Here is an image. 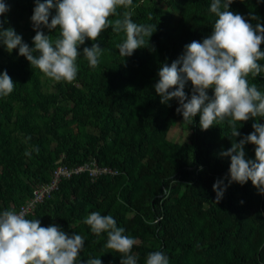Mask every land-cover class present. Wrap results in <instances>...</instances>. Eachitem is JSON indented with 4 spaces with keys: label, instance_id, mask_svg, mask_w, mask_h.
<instances>
[{
    "label": "trees",
    "instance_id": "1",
    "mask_svg": "<svg viewBox=\"0 0 264 264\" xmlns=\"http://www.w3.org/2000/svg\"><path fill=\"white\" fill-rule=\"evenodd\" d=\"M3 2L10 9L0 16L3 27L13 28L34 47L36 0ZM211 3L133 0V22L156 25L149 41L155 50L141 48L122 57L117 45L125 33L109 27L96 41L104 50L99 65L91 68L81 55L72 83L45 77L18 49L9 54L0 44V73L7 71L15 84L10 95L0 97V214L17 212L37 187L51 182L59 166L77 168L96 161L118 174L93 181L80 173L64 180L52 199L26 217L39 219L42 227L57 225L69 236L81 235L82 262L100 258L102 264H120L122 258L106 247V233L97 237L84 222L98 211L111 215L124 235L138 241L132 249L137 264H146L155 251L164 252L169 264H264V195L251 181L233 183L215 203L213 184H227L230 168V157L221 152L240 137L232 136L227 120L207 131L201 130L199 115L184 122L176 112L178 102L161 104L154 88L163 64L170 66L186 45L211 35L218 19ZM229 10L246 20L254 14L264 25V0H233ZM116 18L122 17L110 19ZM42 30L53 40L59 35L58 29ZM92 43L86 40L81 54ZM260 50L264 52V43ZM258 63L264 67V60ZM248 81L264 93V73ZM191 89L189 82V96ZM213 94L210 89L208 95ZM256 122H238L241 137ZM174 128L182 133L180 141L170 138ZM245 151L246 158L255 159L254 145H246Z\"/></svg>",
    "mask_w": 264,
    "mask_h": 264
},
{
    "label": "clouds",
    "instance_id": "2",
    "mask_svg": "<svg viewBox=\"0 0 264 264\" xmlns=\"http://www.w3.org/2000/svg\"><path fill=\"white\" fill-rule=\"evenodd\" d=\"M232 3L233 0H223V3L212 0L210 11L218 19L211 35L202 42L186 45L170 66L163 64L154 85L161 104L171 107L170 101L178 102L176 112L184 122L191 123L199 115L200 128L207 131L227 120L232 136L240 137L231 148L221 152L222 157H230V168L225 177L227 184L224 180L213 184L216 204L233 183L243 186L251 181L258 193L264 195V124L257 120V117L264 119V93L248 81L249 76L255 78L264 73V67L258 63L264 60V52L260 50L264 43V25L254 14L246 20L230 11ZM132 6L133 0H55V3L36 0L31 17L36 33L34 47L23 42L13 28H4L2 21L0 44L9 54L18 49L19 56L26 58L45 77L72 83L77 77L78 57L82 55L93 69L99 65L104 50L96 41L109 27L116 33H125V39L117 45L122 57H130L141 48L155 50L149 41L156 25L134 23ZM120 8L125 9L122 14L117 11ZM9 10L0 0V16ZM44 28L50 33L58 29V37L53 40ZM86 40L92 41V46L84 47L81 54L79 48ZM189 82L190 96L185 92ZM14 85L7 71L0 73V97L10 95ZM210 89L214 93L211 97ZM250 119L257 121L252 125L253 131L241 137L237 123ZM249 144L255 146V159L246 158L245 146ZM84 222L97 237L107 234L106 247L121 254L120 264H137L132 249L138 241L124 235L125 230L117 226L111 215L92 212ZM84 243L81 235L69 236L54 224L42 227L39 219H27L23 211L7 210L0 214V264H102L100 258L79 260ZM146 264H169V258L164 252L155 251L148 254Z\"/></svg>",
    "mask_w": 264,
    "mask_h": 264
},
{
    "label": "built area",
    "instance_id": "3",
    "mask_svg": "<svg viewBox=\"0 0 264 264\" xmlns=\"http://www.w3.org/2000/svg\"><path fill=\"white\" fill-rule=\"evenodd\" d=\"M80 173H88L93 181L107 174H118V172L109 167L99 166L96 161L86 163L77 168L59 166L54 170L51 182L37 187L33 193V197L22 205L17 213L23 211L26 217L31 215L40 204L53 198L64 180H69Z\"/></svg>",
    "mask_w": 264,
    "mask_h": 264
},
{
    "label": "rangeland",
    "instance_id": "4",
    "mask_svg": "<svg viewBox=\"0 0 264 264\" xmlns=\"http://www.w3.org/2000/svg\"><path fill=\"white\" fill-rule=\"evenodd\" d=\"M182 133L179 129L177 128H174L172 131H171V135H170V138L174 141H180V137H181Z\"/></svg>",
    "mask_w": 264,
    "mask_h": 264
},
{
    "label": "water",
    "instance_id": "5",
    "mask_svg": "<svg viewBox=\"0 0 264 264\" xmlns=\"http://www.w3.org/2000/svg\"><path fill=\"white\" fill-rule=\"evenodd\" d=\"M63 163V160L59 161V164Z\"/></svg>",
    "mask_w": 264,
    "mask_h": 264
}]
</instances>
